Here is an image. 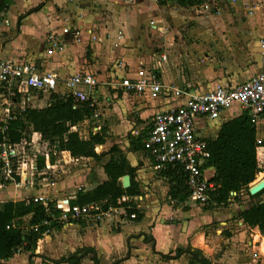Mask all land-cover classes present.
Masks as SVG:
<instances>
[{"label": "crops", "instance_id": "obj_1", "mask_svg": "<svg viewBox=\"0 0 264 264\" xmlns=\"http://www.w3.org/2000/svg\"><path fill=\"white\" fill-rule=\"evenodd\" d=\"M6 1L0 11H4V17L0 23L1 58L34 61L40 71L52 72L58 78L67 74L84 72L92 74L97 80L96 90L90 93L93 105L89 106V103L86 102L92 108V113L85 116L75 126L82 138H88L90 133L98 131L99 119L103 125L108 124L105 121L108 119L110 109L105 105L109 100L116 106L117 118L121 122L119 126L110 123L108 131H128L134 138L142 137L155 111L171 103L172 95L162 94L157 98H152L146 93L127 92L118 85L120 76L124 74L133 76L137 69L153 70L161 82L190 91H203L216 84L236 85L264 70V53L259 47V38L264 34V0H246L255 4L252 12H247L244 9L245 7L240 3L243 0H238V3L235 4L231 0H218L217 7H214L213 3L210 4L215 0H202L199 4L192 6H181L171 0H167L165 3H161L159 0L156 2L152 0ZM205 3L208 4V7H205ZM227 4L232 7L238 5L243 9V12L240 13H226L229 19L231 17L241 21L238 28H235V32H231V34H237V39L242 41L241 45L244 41H248L249 36L255 39L252 44L255 50L251 51L247 47L252 63L250 68L246 66L248 59L245 56H240L239 62L233 64L230 62H234V59L216 63L215 57H213L215 47L223 39V36H230L228 32L221 33L219 32L221 30L213 26L216 15L222 14ZM200 6L201 10H198L197 8ZM188 23L194 25L187 27ZM64 26L78 28L77 37L70 33H62L61 28ZM49 33L57 34L63 42V48L53 54L45 52V38ZM118 36L120 38H117ZM258 50L263 56L256 55ZM193 52L196 53L193 54ZM189 54L194 55L196 63L193 66L197 68L193 70L192 66L191 71L189 67L190 74L185 73L184 66L180 65L182 57L186 63L190 60ZM161 55L165 56V59L162 60ZM118 62L121 63L120 66ZM235 67L239 70L234 71ZM105 83L110 84L111 89L115 90L112 93L100 90ZM38 96L27 98L31 102H38V105L32 107H43L47 104L48 99L45 100V97L37 99ZM16 97L21 96L17 95ZM124 113H129L126 121H124ZM238 114H240L239 106L233 105L224 110L218 119H199L196 132L201 137H215L219 125ZM95 116L97 117L95 118ZM90 122L94 124L91 128L92 131H89L88 123L90 124ZM82 125H87L85 127L88 128V131L86 133L85 130L83 131L85 134L79 130ZM255 127L256 139L261 142L257 147V159L258 163L259 161L264 163V119ZM106 139L107 136H103V143L96 144V153H102V146L106 145ZM24 141L27 143L26 148L27 146L31 147V153L37 159L40 150L36 148L34 150L33 146L34 142H37L35 144L40 147L38 142L41 141L40 134L34 131L30 140ZM123 141L124 144L120 143L116 146L119 154L125 157L130 166L135 168L133 180L137 193L127 196L134 198L133 207L136 210L139 209L135 213L136 219L116 220L117 230L112 232L107 228L112 224L110 217L113 216V213H109L105 220L99 221L90 217L64 221L58 217L61 226L52 227L44 232L32 253L22 249L11 257L0 259V264H17L13 261L18 256L25 255L28 256L29 261V257L34 255L35 249L39 254L49 253L55 259L50 264H69L65 261L69 255H75L79 259L77 264H105L106 261L111 264L117 257V252L121 251L123 247L132 255V259L135 258V255H139V261L134 264H184L185 262L181 260L183 255L176 259L158 258V253L153 249V245L168 246L171 249L167 253L162 252V254L172 255L174 253L173 249L180 242L175 235V223L163 224L159 221L165 217H172L171 215L180 219L181 204L185 200L178 201L170 198L168 182L158 174L150 155L142 147L131 146L127 138ZM129 146L130 148H128ZM47 151L44 154H47ZM52 155L54 159L51 163L42 168L36 166L33 178L22 176L18 182L14 181L15 188L11 187L12 181L0 182V201L1 197L7 196L8 198L16 194L18 197L10 198V200L42 195L53 204L65 201L69 203V200L73 199L79 191L77 190L78 186L85 188L92 182H102L107 179L103 164L110 156L101 159L102 161L94 157L65 158L60 155L56 144L53 147ZM213 174L214 167L210 166L206 175L212 177ZM258 174L254 181L256 178L257 181L264 178V170ZM41 175L39 180L37 176ZM47 178L50 179L48 185L45 184ZM258 202H262V200L259 199ZM236 205H238V213L251 204H247L245 200ZM140 211L141 213L138 215L137 213ZM29 217L30 215H26L23 220L27 221ZM153 223L157 226L155 230H151L153 236L145 240H134L135 235L148 231L149 226ZM235 224L239 227L231 230L232 233L237 232V234L246 237L244 241L247 242L250 252L256 247L258 248L256 235H262L259 229L244 223L241 219L233 222V225ZM157 231L159 234L156 238L155 232ZM249 232H253L255 235H251L254 238L253 241L247 236ZM90 233H94L92 239L88 237ZM129 236L132 237L128 241ZM153 241L155 243H152ZM127 242L130 248L126 246ZM126 261H130L129 258ZM217 261L214 260V262ZM34 263L37 264V261Z\"/></svg>", "mask_w": 264, "mask_h": 264}, {"label": "built area", "instance_id": "obj_2", "mask_svg": "<svg viewBox=\"0 0 264 264\" xmlns=\"http://www.w3.org/2000/svg\"><path fill=\"white\" fill-rule=\"evenodd\" d=\"M231 2L235 4L238 0ZM240 3L247 12H252L255 8L254 3L246 0ZM205 7H208L207 3ZM61 31L74 37L79 33L78 28L69 26H64ZM45 40L47 54H53L63 48L62 40L55 33H49ZM259 47L264 53V34L259 38ZM160 58L163 60L165 56L161 55ZM118 65L121 63L118 62ZM97 85V80L90 73L76 72L58 78L52 72L40 71L34 61L0 57V93L14 98L17 95L22 98L26 95V98L36 97L40 92L52 90L70 96L75 101L88 102L89 106H92L90 93ZM118 85L127 92L146 93L152 98L162 94L172 95L173 99L169 105L153 113L142 135L143 148L150 155L157 171L165 169L167 164H178L182 168L189 191L187 201L199 204L212 202V194L217 185L211 180V176L206 175L211 166L207 159V139L197 134V121L218 119L224 110L238 105L240 113L246 111L253 124L257 126L264 119V70L236 85L216 84L203 91H190L165 84L158 79L153 70L140 68L133 76L127 74L120 76ZM12 116L7 114L1 130ZM26 144L24 140L19 143H0V174L4 179L11 180L16 176L34 177L36 157L28 156ZM45 184H50V179L47 178ZM82 189L81 186L77 187V190ZM32 199L44 205L50 202L42 195H35ZM130 201V196L123 195L117 199V205H110L106 209L98 202L70 205L65 201L53 204V210L58 209L59 218L64 221L86 217L99 221L109 213L130 207L129 204L124 205ZM129 217L134 219L135 212H130Z\"/></svg>", "mask_w": 264, "mask_h": 264}, {"label": "trees", "instance_id": "obj_3", "mask_svg": "<svg viewBox=\"0 0 264 264\" xmlns=\"http://www.w3.org/2000/svg\"><path fill=\"white\" fill-rule=\"evenodd\" d=\"M167 0H159L165 3ZM181 6L199 4L202 0H171ZM6 0H0V11ZM92 113V108L86 102L75 101L70 96L58 92L49 94L48 102L43 107L24 106L6 121L5 128L0 129V143H19L29 141L32 132H38L42 141L47 143V154L38 156V168L45 167L53 161L52 150L54 145L62 157L75 159L78 157H94L99 159L101 153H96V144L103 143V135L99 132L90 133L88 138H82L75 129L76 124L85 116ZM134 139L138 141L135 145ZM130 139V145L143 148L141 139ZM207 139L208 164L214 167L211 180L217 185L212 194V201L224 204L228 201L231 192L248 188L261 171L257 159V147L261 144L256 139V127L246 111L223 121L215 137ZM140 146V147H139ZM144 149V148H143ZM118 150L112 145L110 151ZM103 164L107 179L102 182H92L79 190L69 204L83 205L89 202H98L106 209L110 205H117V199L123 195L137 193L134 185L135 168L130 166L125 157L109 155ZM128 174L130 184L122 187L120 178ZM158 174L168 182L170 198L178 201L186 200L189 191L185 182V174L178 164H167ZM0 174V182L8 183ZM14 181L18 182V176ZM264 189L251 197L259 196ZM128 211H131L128 209ZM30 215L27 221L23 217ZM60 211L53 210V203L44 205L32 198L20 200H5L0 202V259L11 257L20 248L26 251L34 247L42 234L52 227H60L58 218ZM140 217V216H138ZM237 217L250 226H256L264 232V201L252 203L249 207L238 212ZM66 221H71L68 219ZM182 249L175 248L174 253L163 254V259H176L181 256ZM65 261L77 264L79 259L69 255ZM205 264L207 263L203 259Z\"/></svg>", "mask_w": 264, "mask_h": 264}, {"label": "rangeland", "instance_id": "obj_4", "mask_svg": "<svg viewBox=\"0 0 264 264\" xmlns=\"http://www.w3.org/2000/svg\"><path fill=\"white\" fill-rule=\"evenodd\" d=\"M213 3L214 7L218 6V0H215L213 2H210V4ZM220 3L222 4V2L220 1ZM222 7V6H221ZM205 8V7H203ZM220 8V7H219ZM191 9V8H189ZM198 10H201V6L197 8ZM223 13L216 15L215 17V23H213V26L217 27L218 30H221L219 32L221 33H226L228 32L230 34V36H223V39L220 40V42L217 44V46L215 47L214 50V54L213 57H215V62L216 63H223V62H227L230 59H234V62H230V63H238L239 62V58L240 56H245L248 60L246 61V66L247 67H251L250 65L251 63V59H250V51L248 50V48L252 51L255 50L254 46L252 44H254V40L251 36L248 37V41H244V43H242L243 45L240 44V42H242L241 40L237 39V34L236 35H232L231 32H235V28H238L239 24L241 23L240 20H235L233 18L230 17V19L228 18L229 16H226V13H240L243 12V9L238 6H230V5H226L222 11ZM4 17V11L0 12V23L2 22V18ZM194 24L188 23L186 26L187 27H191ZM234 28V29H232ZM232 29V30H231ZM1 33V31H0ZM222 37V34L220 35ZM2 38V37H1ZM228 38V39H227ZM253 41V42H252ZM248 47V48H247ZM247 48V49H246ZM209 51V50H206ZM196 52H193V54H195ZM256 55H262V53L260 52V50H258V52H256ZM190 56V60L186 63L184 61V57H182V64H180L181 66H184V71L185 73L190 74V71H188V68L190 67L191 71H192V66L194 65V63H196L194 55L189 54ZM263 56V55H262ZM201 59V58H198ZM227 59V61H226ZM239 66V65H238ZM197 68L195 66H193V70H196ZM236 69L239 70V68L235 67L234 71H236ZM237 70V71H238ZM117 80V79H116ZM196 85V84H195ZM59 89V88H58ZM96 90V88L94 89V91ZM100 90H104V92L108 91L109 93H112L115 89H111V85L108 83H105L101 86ZM53 92L52 90L48 91V92H40L39 96L37 97V99L40 98H44L45 100L49 99V94ZM27 96V95H26ZM25 96V97H26ZM48 102V100L46 101ZM115 102V100H114ZM34 106V105H38V102L33 101L31 102L30 100H28L27 98H21V97H11L6 95L5 93H0V127L4 125V121L7 119V114L13 115L16 114L18 112V110L21 109V107L23 106ZM106 108L110 109L109 115H108V119H106V123H108L106 126L103 125L101 119H99V129L97 132H99L100 134H102L103 136H107V139L105 142L106 145L102 146V155L101 157L98 159L100 161H102L103 159L108 158L109 154L113 155V156H120L119 152L117 150L114 151H110V148L112 146V144H114V146H116V144H124L123 139H128L130 141V137L132 136V134H130V132L128 131H121L119 132L118 130L115 132L114 131H108V129H110L109 124L111 123L112 125H118L121 122V120L119 118H117V113L115 111L116 106L112 104L111 100L108 101V104L105 105ZM9 111V112H8ZM105 112V110H104ZM100 116V115H99ZM107 116V115H105ZM123 116H125L124 121H126L129 117V113H124ZM97 116H95L96 118ZM95 120V119H93ZM87 125H82L79 127V130H81V133H83V131L85 130V133L88 131V128L85 127ZM89 126V131H92V126H94L93 123L90 122V124L88 123ZM1 129V128H0ZM117 132V133H116ZM83 133V134H85ZM132 139H134V137L132 136ZM134 143L136 146H138V141L136 139H134ZM40 143V147L35 144L37 142H34V146L33 149H39L40 150V154L39 156H42L47 150H49L47 148V143L44 141H38ZM140 147V146H139ZM36 148V149H35ZM130 148V146L128 147ZM28 156H31L32 153V149L31 147L27 146L26 148ZM100 152V151H99ZM106 155V156H105ZM102 159V160H101ZM97 160V161H98ZM100 161H98V163H100ZM260 169L261 171L264 170L263 166L264 163L260 162ZM260 173V171L258 172ZM257 173V174H258ZM259 175V174H258ZM261 176V175H259ZM38 179L40 180L41 176H37ZM257 177V175H256ZM20 178V177H18ZM14 179H11L10 181H12V185L11 187H14ZM257 181V178H256ZM256 181L252 182L251 185L253 183H255ZM259 181V180H258ZM6 185V184H5ZM250 185V186H251ZM7 186V185H6ZM249 186V187H250ZM248 187V188H249ZM248 188H244L241 189L240 191H238V193L234 194V192H231L229 194V198L228 201L224 204H217L215 202H208L206 204H199L197 202H192V201H185L183 202L181 205V210H182V215H180V219H178L177 217H174V215H171L172 217H165L162 219H160L159 222H163L164 223H175V230H176V237H178V239L180 240V242L177 243L175 248H181L182 252L181 255H183L181 257V260L184 261V264H205V262H203V259L206 260V264H264V232H261L262 235H256L257 236V240L258 242H256V245H259L258 248L256 247L255 249L252 250V252H250L249 246L247 245V242L244 241L246 239V237L244 235L241 234H237V232L232 233L231 230H234L236 226L233 225V222L239 220V218L237 217V209H238V205L241 203V201H245L247 204H252L255 202H258L259 199L264 201V192L261 193L259 196L256 197H251ZM15 191V190H14ZM18 196L16 194H14L13 197H1V201H4L3 198H6L7 200H9L10 198H17ZM21 197V196H19ZM254 198V199H253ZM236 203V204H235ZM129 204L130 207H125L124 210H118L113 212V216L110 217L112 224L109 225V228H107L108 230H111L112 232H115L116 229V224L115 221L116 220H125V219H129V213L132 211H135V213L139 210H136L133 207V199L131 198V201L129 203H125L124 205ZM128 209H130L131 211H128ZM141 209V208H140ZM141 213L138 212L137 214L139 215ZM107 216L103 217V220L106 219ZM136 219V218H134ZM179 223V224H178ZM157 228V226L153 223L152 225L149 226V230L145 231V232H139L137 235L134 236V240L138 239H147L150 238L152 235L151 230H155ZM156 234V238L158 236V231L155 232ZM251 235H254L253 232H249L248 233V237L251 238V241H253V237H251ZM255 236V235H254ZM90 239H92L94 237V233H90L88 236ZM132 237V236H131ZM131 237L129 236L127 238V240L129 241V239H131ZM126 240V241H127ZM155 241V240H154ZM152 243H155V242ZM134 242V241H133ZM179 245V246H178ZM128 248H130V245L127 242ZM248 246V247H247ZM175 248L173 249V252L175 250ZM153 249H155L158 253V258H162V252L167 253L168 251H170L171 249L168 246H160L154 244L153 245ZM22 250V248H20L18 250V252H20ZM130 250V249H128ZM143 252V251H141ZM117 257L112 261L111 264H134L136 261L138 260V256L139 255H135V258L132 259V255L127 251V249H124V247L122 248L121 251L117 252ZM251 253V254H250ZM26 254V253H25ZM247 255V256H246ZM32 256V257H31ZM31 259L29 257V261H28V256H18L17 259L15 261H13L14 263L16 262L17 264H35L34 261H37V264L43 263V264H50L52 262H54V258L50 256L49 253H42L39 254L37 252V249H35L34 255H31ZM119 256V257H118ZM142 257V256H141ZM129 258L130 261H126V259ZM214 260H218L217 262H214ZM262 260V261H261ZM104 260L102 259V262ZM124 261V262H123ZM225 262V263H224ZM96 263V261H95ZM4 264V263H3ZM8 264V263H7ZM92 264V263H91ZM105 264H110L106 261Z\"/></svg>", "mask_w": 264, "mask_h": 264}, {"label": "water", "instance_id": "obj_5", "mask_svg": "<svg viewBox=\"0 0 264 264\" xmlns=\"http://www.w3.org/2000/svg\"><path fill=\"white\" fill-rule=\"evenodd\" d=\"M130 184V179H129V175L125 174L121 177V185L122 187L126 188L127 186H129ZM262 189H264V178L253 183L249 188L248 191L251 195L258 193L259 191H261Z\"/></svg>", "mask_w": 264, "mask_h": 264}]
</instances>
